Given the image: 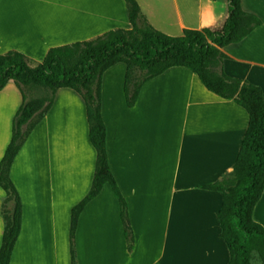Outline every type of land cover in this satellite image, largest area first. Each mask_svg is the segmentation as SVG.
Instances as JSON below:
<instances>
[{
  "label": "crops",
  "instance_id": "obj_1",
  "mask_svg": "<svg viewBox=\"0 0 264 264\" xmlns=\"http://www.w3.org/2000/svg\"><path fill=\"white\" fill-rule=\"evenodd\" d=\"M156 30L215 31L225 0H135ZM262 24L221 51L224 73L262 89L264 0H242ZM130 29L123 0H0V55L18 51L40 63L48 49ZM126 68L101 79V116L110 170L128 205L134 247L128 252L110 187L89 202L77 222V264H227L217 213L222 194L202 189L231 173L248 125L244 109L208 92L183 67L168 69L140 90L129 109ZM21 103L13 84L0 91V160ZM95 151L81 97L59 89L44 119L15 157L10 179L21 202V228L9 264H70L71 209L92 182ZM4 197L0 189V201ZM264 228V191L253 211ZM3 222L0 218V243Z\"/></svg>",
  "mask_w": 264,
  "mask_h": 264
},
{
  "label": "trees",
  "instance_id": "obj_2",
  "mask_svg": "<svg viewBox=\"0 0 264 264\" xmlns=\"http://www.w3.org/2000/svg\"><path fill=\"white\" fill-rule=\"evenodd\" d=\"M130 29L109 30L93 39L48 49L40 63L18 51L0 55V91L13 84L21 103L11 124V137L0 160L1 230L0 264H9L21 228V202L10 179L18 152L34 128L52 107L59 89L77 93L85 106L88 140L95 151L92 182L87 194L71 209L69 225L70 264H77L75 232L85 206L109 186L119 207V218L128 252L134 233L128 205L110 170L106 151V127L101 116V79L117 64L126 68L124 100L134 109L141 88L170 68L183 67L197 76L203 87L245 110L248 125L229 174L202 189L222 194L217 213L227 264H253L254 255L264 264V228L254 221L253 211L264 191V99L262 89L247 81L228 77L223 70L226 56L221 49L240 43L262 24L244 11L242 0H225L227 17L218 30H184L179 37L154 29L135 0H123Z\"/></svg>",
  "mask_w": 264,
  "mask_h": 264
},
{
  "label": "rangeland",
  "instance_id": "obj_3",
  "mask_svg": "<svg viewBox=\"0 0 264 264\" xmlns=\"http://www.w3.org/2000/svg\"><path fill=\"white\" fill-rule=\"evenodd\" d=\"M253 264H259L257 257L254 255L253 260H252Z\"/></svg>",
  "mask_w": 264,
  "mask_h": 264
}]
</instances>
